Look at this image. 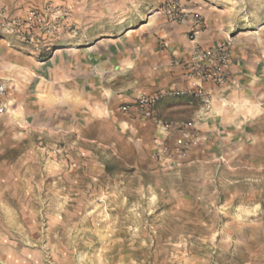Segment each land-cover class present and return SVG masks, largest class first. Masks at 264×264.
<instances>
[{
	"label": "rangeland",
	"instance_id": "1",
	"mask_svg": "<svg viewBox=\"0 0 264 264\" xmlns=\"http://www.w3.org/2000/svg\"><path fill=\"white\" fill-rule=\"evenodd\" d=\"M165 1L107 0L108 27L143 23ZM216 1H234L241 26L264 25V0ZM12 4L21 14L0 15L69 9L68 0ZM6 83L0 264H264V148L161 166L103 121L85 126L50 90L26 111L18 82Z\"/></svg>",
	"mask_w": 264,
	"mask_h": 264
},
{
	"label": "crops",
	"instance_id": "2",
	"mask_svg": "<svg viewBox=\"0 0 264 264\" xmlns=\"http://www.w3.org/2000/svg\"><path fill=\"white\" fill-rule=\"evenodd\" d=\"M181 1L203 19L196 42L209 48L226 41L231 54L227 86L198 84L208 94V112L192 97H165L156 107L162 122L194 124L197 143L183 156L176 153L182 133L138 118L134 104L142 96L190 88L185 65L192 49L187 38L192 19L175 24L148 8L143 23L138 19L135 25L109 29L107 0H68L64 23L75 34L62 30L47 48L34 51L0 33V83L18 82L26 111L49 90L53 97L66 98L70 113L84 125L93 118L103 121L138 154L154 157L161 166L195 165L220 156L228 160L237 147L264 148V25L241 26L234 1ZM2 7L9 14L22 12L12 0H0ZM124 105L133 108L124 113Z\"/></svg>",
	"mask_w": 264,
	"mask_h": 264
},
{
	"label": "built area",
	"instance_id": "3",
	"mask_svg": "<svg viewBox=\"0 0 264 264\" xmlns=\"http://www.w3.org/2000/svg\"><path fill=\"white\" fill-rule=\"evenodd\" d=\"M45 5H49L47 2ZM162 15L171 23H181L192 19L193 25L188 33V40L192 43L189 60L185 65L187 76L191 82L190 88L184 91L168 90L158 92L150 96L139 97L135 104V111L138 118L151 119L165 129H171L182 133L183 141L176 144V153L179 156L185 155L191 145L197 143V136L192 122L176 123L162 122L157 117V105L165 97L180 98L192 97L200 101L202 109L208 112L210 100L208 94L199 88V82L210 81L219 87L227 86L231 82V54L229 44L220 41L209 48H204L196 42V35L203 28V19L198 14L190 13L181 0H167L161 9ZM68 16L67 9H51L47 6L44 9H31L25 15L2 16L0 15V32L7 36L16 38L21 44L31 47L34 51L47 48L54 39L63 34L62 30L75 34L72 25L64 23ZM8 87L0 84V115L5 108V96ZM133 106L124 105L121 111L128 113ZM166 154L167 151H161ZM158 157V156H157Z\"/></svg>",
	"mask_w": 264,
	"mask_h": 264
}]
</instances>
